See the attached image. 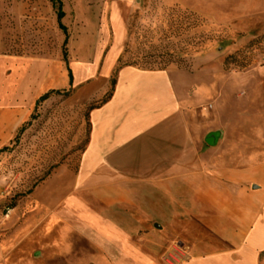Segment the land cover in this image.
<instances>
[{
    "label": "rangeland",
    "instance_id": "obj_1",
    "mask_svg": "<svg viewBox=\"0 0 264 264\" xmlns=\"http://www.w3.org/2000/svg\"><path fill=\"white\" fill-rule=\"evenodd\" d=\"M61 2L66 43L57 0H0V241H20L32 258V228L48 219L31 193L51 176L75 186L90 111L112 92L120 66L168 70L184 99L174 125L192 142L188 155L210 162L218 189L253 197L264 153V0ZM14 110L22 114L8 129L1 120ZM200 215L222 230L218 211Z\"/></svg>",
    "mask_w": 264,
    "mask_h": 264
},
{
    "label": "crops",
    "instance_id": "obj_2",
    "mask_svg": "<svg viewBox=\"0 0 264 264\" xmlns=\"http://www.w3.org/2000/svg\"><path fill=\"white\" fill-rule=\"evenodd\" d=\"M183 108L168 70L122 66L111 97L90 111L75 186L51 176L31 193L48 219L32 228V258L20 241H0V264H264V153L253 197L218 189L210 162L188 155L192 142L174 125ZM21 114L7 112L1 124L10 129ZM214 211L218 232L209 216L198 219Z\"/></svg>",
    "mask_w": 264,
    "mask_h": 264
},
{
    "label": "trees",
    "instance_id": "obj_3",
    "mask_svg": "<svg viewBox=\"0 0 264 264\" xmlns=\"http://www.w3.org/2000/svg\"><path fill=\"white\" fill-rule=\"evenodd\" d=\"M64 16V11L62 9V2L61 0H57V19L59 21V27L63 30V33L65 34V38H64V43H66V40H67V35H66V29L65 27L60 23V20L63 18ZM122 66L120 67H117V69L115 70V72L117 73L118 70L121 68ZM68 78H69V84H72V73L70 71V69H68ZM113 88H112V92H113V89H114V85H115V79H113ZM112 92L109 93L107 95V97L101 102V104L105 103L112 95Z\"/></svg>",
    "mask_w": 264,
    "mask_h": 264
},
{
    "label": "water",
    "instance_id": "obj_4",
    "mask_svg": "<svg viewBox=\"0 0 264 264\" xmlns=\"http://www.w3.org/2000/svg\"><path fill=\"white\" fill-rule=\"evenodd\" d=\"M217 141L218 134L215 131L209 132L205 137V142L210 146L216 145Z\"/></svg>",
    "mask_w": 264,
    "mask_h": 264
}]
</instances>
